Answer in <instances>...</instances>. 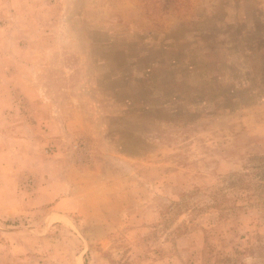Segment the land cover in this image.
<instances>
[{
  "label": "rangeland",
  "instance_id": "374dc122",
  "mask_svg": "<svg viewBox=\"0 0 264 264\" xmlns=\"http://www.w3.org/2000/svg\"><path fill=\"white\" fill-rule=\"evenodd\" d=\"M0 264H264V0H0Z\"/></svg>",
  "mask_w": 264,
  "mask_h": 264
}]
</instances>
